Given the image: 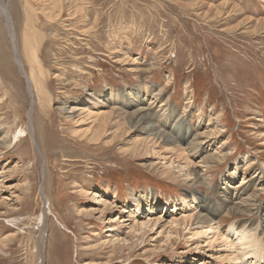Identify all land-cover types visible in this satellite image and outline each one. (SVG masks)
Returning <instances> with one entry per match:
<instances>
[{
	"label": "rangeland",
	"instance_id": "rangeland-1",
	"mask_svg": "<svg viewBox=\"0 0 264 264\" xmlns=\"http://www.w3.org/2000/svg\"><path fill=\"white\" fill-rule=\"evenodd\" d=\"M42 1H31L32 29L25 0L2 1L26 74L22 35L41 41L42 107L34 94L32 105L0 13V264H253L237 257L228 230L252 226L264 248V0H76L85 19L65 3L46 18ZM148 102L153 121L183 118L192 140L220 128L189 155H225L191 168L208 185L176 162L167 171L169 149H190L184 130L177 144L157 143L126 121ZM247 193L252 212L220 205ZM200 200L217 211L208 221L196 216ZM134 220L143 232L130 233ZM116 232L119 243L100 246Z\"/></svg>",
	"mask_w": 264,
	"mask_h": 264
},
{
	"label": "bare ground",
	"instance_id": "bare-ground-1",
	"mask_svg": "<svg viewBox=\"0 0 264 264\" xmlns=\"http://www.w3.org/2000/svg\"><path fill=\"white\" fill-rule=\"evenodd\" d=\"M2 1L0 0V13H2V15L4 17L3 18L4 19L3 21L5 22L4 23L5 24V27L8 29V32L10 34L9 36H10L11 44L13 45L14 59H15V61H17V64L20 67L21 74L26 79V83H27L26 86H27V89H28V93L31 94L32 105H33V100H34L33 99V94H34V95H36L37 100L39 101V104H41V107H42V105H45L46 99H45L44 96L46 95V93H45L46 91L45 90H47V89H45V86H44L45 84H43V80L46 78V76L44 75V60H43V57H42V54H41V50H40V47H42V45L40 44L41 41L40 42L37 41V39H38L37 38V35L38 34L35 31H31V32L29 31L30 32V34H28L29 36L26 34V32L24 33V35H22V40H23L22 42L24 44L23 45V51L25 53L24 54L25 55L24 58H26V61H28L27 63H28V66H29V69H28L29 71L26 74L25 73V70L23 69L22 62L20 61V59L18 57V50H17L16 45H15L14 29L12 28V21L10 19V15L11 14H10L7 6H6L7 3L5 4ZM31 1H33V0H25V4H23V10H24V12L26 14V23H27V24H25L26 25V28H28V26L30 28L31 25H33V23H32L33 21L34 22H35V20L37 21V17H34V19L30 17L32 15V13H30L31 12L30 11V8L32 7ZM46 3H49L50 4V8L48 6H45ZM63 3L67 4L68 5V8L72 10V12H71L72 15L73 14H79V13H81L82 15L79 16V17L80 18H83V19L86 18L85 17V14H83V10H82L83 6H82V4H80L79 7H78L76 0H74V1L73 0H43L39 4V5L42 6V7L39 6V7H41L40 8V11H41V13L46 18H49L51 16V14H52L51 13L52 12V9L59 8V6L63 5ZM48 8H49V11L47 10ZM33 12L35 13V10ZM28 17H30V18L28 19ZM30 29H32V27ZM41 30H42V28H41ZM40 37H42V36L39 35V38ZM31 42H33V44H31ZM133 95L138 96V90H133ZM139 101H141V99H136V100H134L131 103V105H138L139 106L140 105ZM49 102L50 101H48V103ZM107 102H109V101H107ZM141 102H143V101H141ZM150 103L151 102H148L146 106H140L141 109L139 107L138 108H133V110H131V112L126 113L125 114L126 121L134 122V125L136 126V129H142L143 130L144 137L148 141H155L157 143H158L159 140H161V141H163L164 144L165 143L175 144L177 142L176 140L178 138L177 135H176L175 130H177V132H180V131H183L184 130L185 134H182L181 135V138L184 139L183 141H187V140L189 141L188 144H186L187 147L190 148L189 150H187L188 155L184 151L186 149L185 148H181V143H179V145H178L179 147H174L175 149H172L170 147L171 149H169V150L171 151L172 155H171V157L169 159V163L165 162L167 164L166 165L167 171H168L169 168L171 169L173 167L174 162H176V167L179 168L178 170H180V172L183 171L184 172L183 175H185L186 179H189L190 182H192V180H193V183H196V184H198V183H205V185H208V182H206V180H205L206 178L204 179V176L205 175L203 176V174H201L202 172H200V171H198V172H192V169L191 168L193 166L194 167H197V165H195L197 162L198 163H202V167L203 168H204L205 165H206L205 168H208L209 163L210 164L211 163L213 164V162H215V161H221V160H223L225 158V155L223 153L221 154L219 152V150L218 151L214 150V152L211 151L213 154H207L206 153V155H204L196 163H193V158L191 156H189V155L197 156L198 154H200V152H202V150H204V148H202V147L209 148L211 146V144H213V142L216 140V137H217L216 135L218 133H220V128H218L217 127V124H216L215 125L216 129H214L213 131L199 133V135H200V137H201L202 140L201 139H198V137H196V138H194L192 140L191 137L194 135V133L192 132V130H191L188 122L185 121L183 118H181L180 122L178 124H176L175 126L174 125H171V120L170 119H168V121H170V122H167L166 121V122L160 123V124H159L158 117L156 119L154 118L155 121H153L152 120L153 119L152 118V115L148 111V107H149ZM145 104H146V102L143 105H145ZM184 107H186V106H184ZM70 108H72V111H70L71 113H75L77 110H80L76 106L70 107ZM30 109L32 110V107ZM73 109H75V110H73ZM59 110L62 111V109H60V108H59ZM172 113H173V110L171 108V113H169V114L172 115ZM47 114H48V112H47ZM170 115H169V117H170ZM103 116H107V114L104 113ZM103 116H101V118H103ZM105 119H107V117ZM102 125L103 124H100L99 126H102ZM159 127L163 128V129H166V130L165 131H162L163 129H160ZM21 133H23V132L21 130H18L17 134H15V136H14L15 137L14 139L18 138V135H21ZM89 138H90L91 141L92 140H96V134H95V132H93L91 134V137H89ZM151 143H153V142H151ZM199 166H201V164H199ZM167 171H165V172H167ZM241 179H243V178H241ZM185 181H188V180H185ZM241 181L243 182V180H241ZM251 182L254 183L255 181H251ZM256 182H258V181H256ZM251 196H252L251 194H248L247 193V195L243 196L240 199L241 202L240 201L233 202V201H231V198L230 197H225V201L226 202L222 201V202H220V205L222 207H226V210L225 211H228L229 210V212L232 211V210L233 211H239V210H241V211H244L246 213L252 212L254 210V207L252 206V204H253L252 201H255L254 199L256 197L252 200L251 199ZM167 203L170 204L169 201H167ZM231 203H232V206H230ZM199 204H201L200 205L201 206L200 208H202L201 210L203 211V212H199V215H196L199 220L202 219V220L208 221V219H210V215L216 214V212H217L216 209L213 210L212 208H210V210L212 209V211L209 212V210H208L209 208H206V207L204 208L203 206L206 205V204L204 202H202V200H200V202L197 204L198 207H199ZM215 204H216V202H215ZM137 209H138V207H137ZM187 217L188 216H186V215L183 216V218L188 219V221H189V218L191 216L188 217V218ZM173 218L170 217L171 220L169 221V224L170 225L171 224L172 225L179 224L177 222L178 219L176 220V219H173ZM115 219L116 218H114L113 220H115ZM159 220H161V219H159V218L156 217L153 220L154 221V225ZM121 221H123V220H121ZM180 221H182V220H180ZM133 222H134L133 225L131 224V227H132L131 230L132 231H130V233L131 232H135V231L143 232V229H144L143 223H138L137 220L136 221L134 220ZM203 227H204V225H203ZM216 228H217V225H216ZM216 228L210 226L209 228H207V230L215 231V230H217ZM133 229H134V231H133ZM207 230L204 231V230L201 229L199 232H197V231L196 232H197L198 235H202V234L206 233ZM256 230H255V228H253L252 226H249V225H248V228L247 227H243L242 228L241 226L240 227H237L236 225L232 224V226L228 230V233L231 234V236L233 235L234 238H233V240H231V242L229 244L232 245V246L233 245L236 246V249H238V252L236 253L238 258L240 256L241 258H246L248 260L251 259V260H253V264H261V262H262V264H264V248L262 247L261 244H259L258 240L256 239V237H257L256 236V233L257 232H255ZM215 233L212 234V236H214ZM115 234H116V236L111 235V234L105 235L106 238L103 239L102 242H100V246L103 247V245H108V244H112V245L114 244L115 245V243H119L120 241L118 240V237H117V235H119V233L116 232ZM220 234L223 235L222 233H220ZM221 239H223V238L221 237ZM122 241L124 242V239H122ZM210 244H209V246H210ZM225 246L227 247V245H225ZM234 261H235V259H234ZM241 261H240V264H243L244 262H246L245 259H242ZM249 264H251V261H250Z\"/></svg>",
	"mask_w": 264,
	"mask_h": 264
}]
</instances>
